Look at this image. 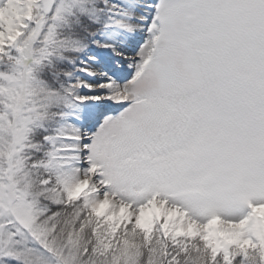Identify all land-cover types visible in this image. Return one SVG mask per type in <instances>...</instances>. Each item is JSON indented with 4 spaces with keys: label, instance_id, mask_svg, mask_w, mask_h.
<instances>
[{
    "label": "rangeland",
    "instance_id": "374dc122",
    "mask_svg": "<svg viewBox=\"0 0 264 264\" xmlns=\"http://www.w3.org/2000/svg\"><path fill=\"white\" fill-rule=\"evenodd\" d=\"M98 1L118 8L124 26L107 47L81 57L79 104L58 116L31 167L58 169L88 198L97 256L134 222L149 264H175L174 252H160L158 220L171 243L182 244L177 251L212 236L221 261L231 258L232 236L254 225L264 263V101L249 92L264 70V0ZM74 7L82 0H58L42 20L41 0H0V62L14 48L24 68L39 62L54 21ZM24 68L0 73V264H65L37 221L23 148L28 126L60 99L45 96ZM257 82L264 90V74Z\"/></svg>",
    "mask_w": 264,
    "mask_h": 264
},
{
    "label": "trees",
    "instance_id": "16d2710c",
    "mask_svg": "<svg viewBox=\"0 0 264 264\" xmlns=\"http://www.w3.org/2000/svg\"><path fill=\"white\" fill-rule=\"evenodd\" d=\"M56 25L58 47H53V53L32 67V75L47 86V91H54L60 97L58 105L52 106L50 111L68 112L78 103L75 98L78 83L73 75L77 72L79 52L73 42L80 40L85 43V37L97 30L99 23L83 13H78L76 19L66 17ZM56 124L54 121L32 128L29 139L37 144L30 151L33 154L28 159L30 162L42 156L47 148L42 138L55 133ZM35 172L37 173L32 177L30 192L35 194L36 205L40 210L39 222L47 228L49 238L55 240L59 250L73 258V264H149L150 253L145 246L143 230L132 223L127 224L118 235L115 249L106 256L93 255L91 250L95 243L92 233L95 212L89 207L87 198H77L76 193L54 169H39ZM40 180L45 181L41 183ZM155 227L162 241L160 252L165 257L171 245L162 232L160 223ZM186 248L179 253L178 264H216L214 261L210 262L213 249L211 238L197 236ZM231 250V262L220 264H263L260 259L259 240L253 234L240 236Z\"/></svg>",
    "mask_w": 264,
    "mask_h": 264
},
{
    "label": "water",
    "instance_id": "95a60500",
    "mask_svg": "<svg viewBox=\"0 0 264 264\" xmlns=\"http://www.w3.org/2000/svg\"><path fill=\"white\" fill-rule=\"evenodd\" d=\"M53 3L54 0H43V7L45 13H47L51 9Z\"/></svg>",
    "mask_w": 264,
    "mask_h": 264
}]
</instances>
